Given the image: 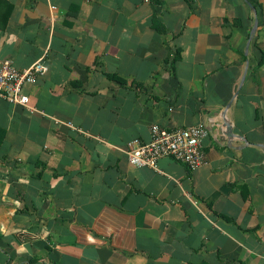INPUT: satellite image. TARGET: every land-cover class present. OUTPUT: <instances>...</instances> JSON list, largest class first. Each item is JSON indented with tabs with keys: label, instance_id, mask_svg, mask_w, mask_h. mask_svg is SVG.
Returning a JSON list of instances; mask_svg holds the SVG:
<instances>
[{
	"label": "crops",
	"instance_id": "obj_1",
	"mask_svg": "<svg viewBox=\"0 0 264 264\" xmlns=\"http://www.w3.org/2000/svg\"><path fill=\"white\" fill-rule=\"evenodd\" d=\"M43 55L0 97V264H264V0H0V63ZM153 123L204 162L132 165Z\"/></svg>",
	"mask_w": 264,
	"mask_h": 264
},
{
	"label": "built area",
	"instance_id": "obj_2",
	"mask_svg": "<svg viewBox=\"0 0 264 264\" xmlns=\"http://www.w3.org/2000/svg\"><path fill=\"white\" fill-rule=\"evenodd\" d=\"M51 8L54 9L55 6ZM45 56L22 69L16 67L10 59L1 61L0 97L11 103L34 109L29 105V96L23 92V85L35 82L46 72ZM207 134L208 131L202 124L167 129L158 123H153L148 140L133 138L123 147V151L128 161L135 166H149L159 170L158 159L170 156L193 170L205 160L203 140Z\"/></svg>",
	"mask_w": 264,
	"mask_h": 264
},
{
	"label": "water",
	"instance_id": "obj_3",
	"mask_svg": "<svg viewBox=\"0 0 264 264\" xmlns=\"http://www.w3.org/2000/svg\"><path fill=\"white\" fill-rule=\"evenodd\" d=\"M255 28H256V24L253 27L252 31H254ZM230 104L231 102L227 104L225 111L222 112L219 116V119H217L219 124L221 125V127H219L218 132L220 134L222 132H225L229 140L233 139V136H234L232 132V128H231V123L228 121L227 116H226V111H227V108L230 106Z\"/></svg>",
	"mask_w": 264,
	"mask_h": 264
}]
</instances>
